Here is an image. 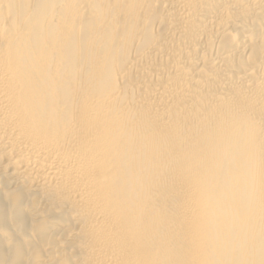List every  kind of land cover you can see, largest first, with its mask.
<instances>
[{"label":"bare ground","instance_id":"6f19581e","mask_svg":"<svg viewBox=\"0 0 264 264\" xmlns=\"http://www.w3.org/2000/svg\"><path fill=\"white\" fill-rule=\"evenodd\" d=\"M0 264H264V0H0Z\"/></svg>","mask_w":264,"mask_h":264}]
</instances>
